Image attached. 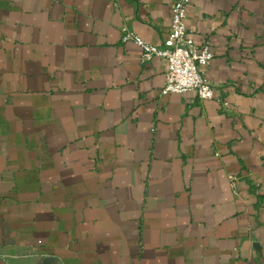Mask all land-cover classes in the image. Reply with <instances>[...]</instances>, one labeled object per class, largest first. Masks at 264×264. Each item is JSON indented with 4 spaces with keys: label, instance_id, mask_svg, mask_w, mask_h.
Instances as JSON below:
<instances>
[{
    "label": "crops",
    "instance_id": "0c3cea01",
    "mask_svg": "<svg viewBox=\"0 0 264 264\" xmlns=\"http://www.w3.org/2000/svg\"><path fill=\"white\" fill-rule=\"evenodd\" d=\"M173 1L0 0V264H264V0H191L211 101L121 42Z\"/></svg>",
    "mask_w": 264,
    "mask_h": 264
},
{
    "label": "built area",
    "instance_id": "2783aa9c",
    "mask_svg": "<svg viewBox=\"0 0 264 264\" xmlns=\"http://www.w3.org/2000/svg\"><path fill=\"white\" fill-rule=\"evenodd\" d=\"M191 0H174L171 6V24L161 46L142 41L126 28L122 30V43L132 42L142 52L141 62L153 58L165 64V85L163 94L193 95L201 101H211L215 92L205 76V69L214 58L210 44L198 45L189 34L186 21ZM237 179L231 178V189L236 190Z\"/></svg>",
    "mask_w": 264,
    "mask_h": 264
}]
</instances>
